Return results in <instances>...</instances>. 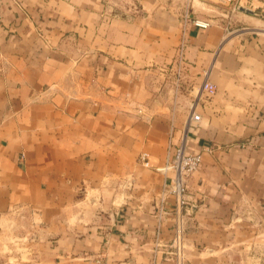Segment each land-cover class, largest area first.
I'll list each match as a JSON object with an SVG mask.
<instances>
[{"label":"crops","instance_id":"0c3cea01","mask_svg":"<svg viewBox=\"0 0 264 264\" xmlns=\"http://www.w3.org/2000/svg\"><path fill=\"white\" fill-rule=\"evenodd\" d=\"M234 3L0 0V264H264V0Z\"/></svg>","mask_w":264,"mask_h":264},{"label":"built area","instance_id":"2783aa9c","mask_svg":"<svg viewBox=\"0 0 264 264\" xmlns=\"http://www.w3.org/2000/svg\"><path fill=\"white\" fill-rule=\"evenodd\" d=\"M221 3H226L228 5H231L233 9H236L237 6L234 3V0H217ZM194 23L196 26L199 27H207L210 25L208 21L198 20L195 19ZM201 90L205 91L209 95L213 94L216 90L215 85L211 82L205 80L201 85ZM198 103V97L194 99L190 106V116L188 120V127L192 126V123L198 122L201 120L200 113L197 112L196 107ZM147 152H142L139 159L142 163L145 165H148L147 161ZM202 162V154L198 152H188L186 148V140L185 137H183L180 144L176 147L173 156L169 160V162L162 168L163 171L166 170H172L174 173V176L172 178V183L170 184V192L176 196V198L179 200L181 204L184 203V195L187 190L186 181L187 178L191 176L193 172H195L201 165ZM177 232L180 230L179 227H177ZM177 239V238H176ZM173 244L176 246L175 253V261L171 264H182L181 262V253L179 251V246L177 242L174 240ZM161 264H167V263H161Z\"/></svg>","mask_w":264,"mask_h":264},{"label":"water","instance_id":"95a60500","mask_svg":"<svg viewBox=\"0 0 264 264\" xmlns=\"http://www.w3.org/2000/svg\"><path fill=\"white\" fill-rule=\"evenodd\" d=\"M240 9L243 10V11H245V12H248V13H251L252 12L251 10H249L247 8H244V7H241Z\"/></svg>","mask_w":264,"mask_h":264}]
</instances>
